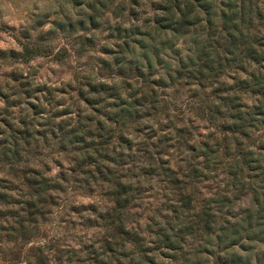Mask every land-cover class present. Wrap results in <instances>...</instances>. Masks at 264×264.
<instances>
[{
	"label": "trees",
	"instance_id": "obj_1",
	"mask_svg": "<svg viewBox=\"0 0 264 264\" xmlns=\"http://www.w3.org/2000/svg\"><path fill=\"white\" fill-rule=\"evenodd\" d=\"M149 4L53 0L0 48V264H264V0Z\"/></svg>",
	"mask_w": 264,
	"mask_h": 264
},
{
	"label": "rangeland",
	"instance_id": "obj_2",
	"mask_svg": "<svg viewBox=\"0 0 264 264\" xmlns=\"http://www.w3.org/2000/svg\"><path fill=\"white\" fill-rule=\"evenodd\" d=\"M53 0H0V24L5 25L0 28V48L6 49L17 46L16 38L19 25L28 21L31 13L42 10L43 5ZM147 7L150 8L149 1L144 0ZM47 17L52 16V8L49 9ZM43 18V17H42ZM47 23L44 24V26ZM86 60L85 55L73 57L69 56L63 62H56L48 56H35L22 63L23 69L26 66L35 72L36 78L49 83L57 82L61 78L69 75L73 67L82 66ZM9 65L0 61V69L7 68Z\"/></svg>",
	"mask_w": 264,
	"mask_h": 264
}]
</instances>
